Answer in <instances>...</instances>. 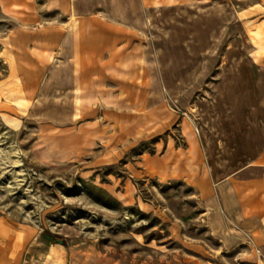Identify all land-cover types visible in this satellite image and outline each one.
Returning a JSON list of instances; mask_svg holds the SVG:
<instances>
[{
    "label": "rangeland",
    "instance_id": "obj_1",
    "mask_svg": "<svg viewBox=\"0 0 264 264\" xmlns=\"http://www.w3.org/2000/svg\"><path fill=\"white\" fill-rule=\"evenodd\" d=\"M263 152L264 0H0V221L34 264H264L206 211Z\"/></svg>",
    "mask_w": 264,
    "mask_h": 264
},
{
    "label": "crops",
    "instance_id": "obj_2",
    "mask_svg": "<svg viewBox=\"0 0 264 264\" xmlns=\"http://www.w3.org/2000/svg\"><path fill=\"white\" fill-rule=\"evenodd\" d=\"M263 155L219 179L216 192L207 193L206 211L212 232L226 246L248 242L264 259V163L258 161ZM34 236L0 221V264H34Z\"/></svg>",
    "mask_w": 264,
    "mask_h": 264
},
{
    "label": "built area",
    "instance_id": "obj_3",
    "mask_svg": "<svg viewBox=\"0 0 264 264\" xmlns=\"http://www.w3.org/2000/svg\"><path fill=\"white\" fill-rule=\"evenodd\" d=\"M256 251H257L258 253H260V250H259L258 248L256 249Z\"/></svg>",
    "mask_w": 264,
    "mask_h": 264
}]
</instances>
